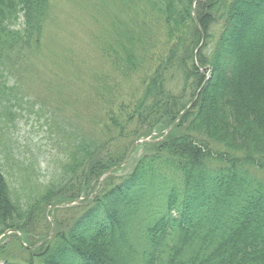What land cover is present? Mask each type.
I'll return each mask as SVG.
<instances>
[{
    "label": "trees",
    "instance_id": "trees-1",
    "mask_svg": "<svg viewBox=\"0 0 264 264\" xmlns=\"http://www.w3.org/2000/svg\"><path fill=\"white\" fill-rule=\"evenodd\" d=\"M96 1L100 115L46 117L62 161L13 184L51 0H0V264H264V0Z\"/></svg>",
    "mask_w": 264,
    "mask_h": 264
},
{
    "label": "rangeland",
    "instance_id": "rangeland-1",
    "mask_svg": "<svg viewBox=\"0 0 264 264\" xmlns=\"http://www.w3.org/2000/svg\"><path fill=\"white\" fill-rule=\"evenodd\" d=\"M97 3L96 0H51V18L45 26L39 62L29 68L27 75L20 77V84L31 93L33 105L21 110L14 121V133L8 132L10 157L6 160L12 166L7 169L6 176L13 184L22 172L18 165H38L40 179L44 181L62 161V144L54 128L45 123L46 117L52 115L53 120L62 121L75 109L79 118L82 116L85 120L89 115H100L91 105L92 100H88L92 83L90 72L96 70L98 73L106 67L93 37L97 34L96 39H99L107 25L104 13L98 12ZM50 86H53L52 92ZM41 104V110L36 112ZM56 108L61 110H54ZM52 110L61 116H55ZM15 156L22 162L14 163ZM131 167L132 163L120 174Z\"/></svg>",
    "mask_w": 264,
    "mask_h": 264
},
{
    "label": "water",
    "instance_id": "water-1",
    "mask_svg": "<svg viewBox=\"0 0 264 264\" xmlns=\"http://www.w3.org/2000/svg\"><path fill=\"white\" fill-rule=\"evenodd\" d=\"M187 108H188V107H187ZM187 108H186V109H187ZM186 109H185L184 111H182V112L179 114L178 118H179L182 114L185 113ZM174 123H175V122H174ZM174 123H172V125H171L168 129H166L165 132H168V131L170 130V128L173 126ZM148 140H149L148 137H143V138H141V139L135 141V142L131 145V147L128 149L124 161H122V162H121L120 164H118L117 166H114V167H112L111 169H109L103 177H106L107 175H109V174H110L113 170H115L117 167L122 166V165L125 163V161L127 160V158L129 157V154H130L131 150H132L135 146H137L138 144H140V143H142V142H146V141H148ZM65 204H66V205H70L71 202H67V203H65ZM58 206H59V205H55V206H53V207H58ZM9 232H12V231H11V230H8V231L5 232V234H7V233H9ZM51 233H52V229H51Z\"/></svg>",
    "mask_w": 264,
    "mask_h": 264
}]
</instances>
